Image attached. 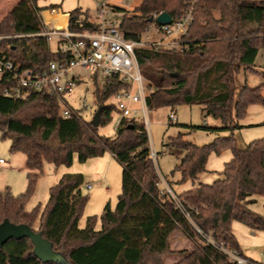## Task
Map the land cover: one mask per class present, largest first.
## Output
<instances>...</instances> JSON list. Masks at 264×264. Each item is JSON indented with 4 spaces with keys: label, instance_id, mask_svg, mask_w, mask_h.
Segmentation results:
<instances>
[{
    "label": "trees",
    "instance_id": "obj_1",
    "mask_svg": "<svg viewBox=\"0 0 264 264\" xmlns=\"http://www.w3.org/2000/svg\"><path fill=\"white\" fill-rule=\"evenodd\" d=\"M38 1H19L0 21V34H35L42 30L39 12L45 10L44 16L56 6L41 8ZM136 1L132 12L115 9L123 13L119 29L130 40L147 29L153 14L167 12L175 19L189 5L187 0ZM192 6L193 23L181 37L185 50L176 53L138 48L135 55L149 83L146 102L150 110L200 105L206 116L220 122L212 132H231L229 138H216L202 146L179 135L170 138L168 146L183 152L174 169L180 175L179 183L195 182L205 171L210 154L231 150L232 158L219 173L220 179L180 196L196 207L194 221L198 227L213 232L216 242L239 252L233 221L253 231H264V218L248 207L254 197H264V137L238 148L232 132L249 106L264 107V67L254 66L259 50L264 49V0H194ZM90 18L88 11L69 12V30H95ZM9 43L8 56L27 66L44 65L54 58L42 38L23 37ZM244 70L261 76L262 84L253 88L244 84L237 91L235 76ZM5 87L0 81V137L9 141V153H22L34 172L26 176L24 193L15 196L8 187L0 189V223L7 219L16 225H28L51 243L62 260L41 262L33 255L29 239H12L0 247V264H164L161 257L170 253V236L178 231L194 247L174 264H230L214 248L195 243L192 228L159 193L147 135L139 120L121 118L114 136L98 134L112 115L117 116L115 106L106 103L121 88L116 77L105 78L100 88L95 85L97 107L102 109L97 127L80 111L62 118L60 95L30 91L23 99L14 100L3 96ZM106 152L122 166V185L114 209L109 203L104 207L100 229L94 228L95 217L88 218L83 229L78 227L88 200L81 193L79 174L63 175L50 188L43 210L39 206L25 210L44 162L70 166L74 155L79 163H85Z\"/></svg>",
    "mask_w": 264,
    "mask_h": 264
},
{
    "label": "rangeland",
    "instance_id": "obj_2",
    "mask_svg": "<svg viewBox=\"0 0 264 264\" xmlns=\"http://www.w3.org/2000/svg\"><path fill=\"white\" fill-rule=\"evenodd\" d=\"M21 0H0V21L6 13ZM109 7L114 9L110 19L119 22L123 13L115 11L116 8L126 12H132L133 7L137 5L136 0H105ZM38 6L41 8L56 6L62 13H67L80 9L88 11L90 17L95 20L97 17L96 0H40ZM50 11H46L48 14ZM48 18V17H47ZM46 18V19H47ZM151 35V28H148L143 36ZM264 67V49L259 50L255 68ZM81 75V82L76 83L71 91L64 96L63 107L80 111L84 119H90L97 109L98 103L95 97V85L99 88L102 86L105 77L94 75L88 70H76ZM262 77L251 71H240L235 76L236 90L247 84L249 87H258L262 84ZM149 84V83H148ZM264 94V91H263ZM112 97L106 101L111 103ZM173 115L175 120H171L169 115ZM148 118L150 119L149 134L152 148L157 153L156 165L158 172L169 182L173 190L179 194L191 185L198 184V180L203 183L212 184L215 180L221 178L219 174L225 164L232 158L231 150L224 149L218 154H210L206 160L205 171L198 175L197 180H191L179 183L180 175L174 169L183 157V152L168 146L169 139L181 135L186 141L196 146L210 144L216 138H229L231 132L214 131L219 127L220 122L202 112L200 105H184L174 109L166 108L151 110ZM111 121L98 129L99 135L114 136L118 125V117L112 115ZM206 124V125H205ZM238 127L233 132V141L236 147L244 148L248 143L259 140L264 137V107L263 105H251L247 108L245 117L236 122ZM10 143L2 140L0 137V159L5 164L0 166V189L8 187L13 195L18 196L26 191V176L33 171L22 153H9ZM155 165V164H154ZM42 174L39 175L35 188L27 205L26 211H31L39 206L43 210L48 202L49 190L58 184V180L63 175L79 174L82 177L81 193L88 198L82 209V216L79 220L78 227L83 229L86 226L88 218L95 217L94 228L100 229L101 217L104 207L107 203L114 209L118 196L121 194V174L122 166L108 152L98 158H91L85 163H79L76 155L70 166L63 164L55 167L53 164L44 162ZM174 171V172H173ZM34 172V171H33ZM91 185L90 190L86 186ZM180 195V194H179ZM256 201L250 204L249 208L253 212L264 218V197H255ZM38 222L34 224L36 229ZM232 232L235 235L239 245V250L254 262L264 264V231H254L251 235L249 227L240 222H232ZM170 253L164 256L163 263L170 264L173 261H179L187 253L191 252L194 243L190 242L182 232H174L169 239ZM197 243V242H195ZM200 245L199 243H197ZM183 252L184 254H180ZM168 258V259H166ZM166 260V261H165Z\"/></svg>",
    "mask_w": 264,
    "mask_h": 264
},
{
    "label": "built area",
    "instance_id": "obj_3",
    "mask_svg": "<svg viewBox=\"0 0 264 264\" xmlns=\"http://www.w3.org/2000/svg\"><path fill=\"white\" fill-rule=\"evenodd\" d=\"M105 0H96L97 17L90 18L95 30L85 29L81 32L69 30V14H53L48 21L44 19L43 12H39L42 30L35 34H0V81L6 84L4 97L14 100L23 99L30 91H44L50 95H60V116L70 118L72 113L78 112L73 108L63 107L64 96L71 91V87L81 82V75L76 70H88L94 75L105 78L116 77L121 88L112 96L111 102L117 111L118 123L121 118L139 120L147 135V149L149 158L155 166L159 193L165 196L179 212L183 219L192 228L195 242L209 245L218 251L230 264H259L239 254L235 249L216 242L213 232H205L198 227L194 216L198 213L196 207L191 206L177 194L169 182L157 171V153L150 146L149 134L150 119L146 97L150 89L147 80L139 70L135 50L138 48H151L155 51H171L181 53L186 49L182 36L193 23V2L187 0L185 10L179 17L172 19L169 24L160 25L156 19L160 14H153L149 20L148 28L151 35L143 36L140 33L136 39H126L119 29V22L110 19L114 9L109 7ZM55 10V9H53ZM51 10V11H53ZM57 10V9H56ZM42 38L47 49L53 54V59L42 64L27 66L10 58L7 50L10 41L14 39ZM81 115V113H79ZM175 120L173 115H169ZM4 163L0 159V165ZM91 186L86 189L90 190Z\"/></svg>",
    "mask_w": 264,
    "mask_h": 264
},
{
    "label": "water",
    "instance_id": "obj_4",
    "mask_svg": "<svg viewBox=\"0 0 264 264\" xmlns=\"http://www.w3.org/2000/svg\"><path fill=\"white\" fill-rule=\"evenodd\" d=\"M171 17L167 12L162 13L156 19L160 25L169 24ZM101 107H97L91 117V123L97 127L100 123ZM29 239L33 247V255L41 262H60L61 255L54 252L51 243L43 239L40 233L33 231L28 225L10 223L7 219L0 223V247L9 240Z\"/></svg>",
    "mask_w": 264,
    "mask_h": 264
},
{
    "label": "crops",
    "instance_id": "obj_5",
    "mask_svg": "<svg viewBox=\"0 0 264 264\" xmlns=\"http://www.w3.org/2000/svg\"><path fill=\"white\" fill-rule=\"evenodd\" d=\"M53 9H57L58 10V8H53ZM45 11V10H44ZM60 11V10H59ZM259 55V54H258ZM258 57V56H257ZM256 60H257V58H256ZM256 60H255V63H254V66H256ZM262 68V67H261ZM27 161V160H26ZM28 163V162H27ZM5 164V161H4V163L3 164H1L0 166H2V165H4ZM28 165L30 166V164L28 163ZM31 167V166H30ZM32 168V167H31ZM33 172V171H32ZM30 173V172H29ZM197 180V179H196ZM198 184H195L194 185V183H193V185H191L190 187H188L187 189H185L183 192H180L179 194H182V193H184L185 191H188V190H192V189H194V188H196V187H198L200 184H206V183H203L201 180H198ZM91 186V185H90ZM87 187V186H86ZM254 200L256 201V199H255V197H254ZM254 201V202H255ZM253 202V203H254ZM252 204V203H251ZM250 205H248V207H249ZM250 209V208H249ZM251 235H255V232L254 231H251ZM239 253L241 254V256H243V257H245V258H247V259H251V258H248V257H246V256H244L243 254H242V252L239 250ZM165 257H168V256H164L162 259L164 260V258ZM166 259H168V258H166ZM169 260V259H168ZM252 260V259H251ZM166 261V260H165ZM177 261H173V262H171L170 264H174V263H176ZM165 264H166V262H165Z\"/></svg>",
    "mask_w": 264,
    "mask_h": 264
},
{
    "label": "bare ground",
    "instance_id": "obj_6",
    "mask_svg": "<svg viewBox=\"0 0 264 264\" xmlns=\"http://www.w3.org/2000/svg\"><path fill=\"white\" fill-rule=\"evenodd\" d=\"M53 14H59L58 10H53V11L49 12L48 14H45V15H44V19H45L46 21H48V20L50 19V17L53 16ZM47 17H48V18H47ZM46 18H47V19H46Z\"/></svg>",
    "mask_w": 264,
    "mask_h": 264
}]
</instances>
